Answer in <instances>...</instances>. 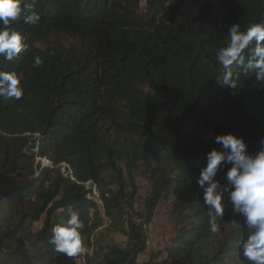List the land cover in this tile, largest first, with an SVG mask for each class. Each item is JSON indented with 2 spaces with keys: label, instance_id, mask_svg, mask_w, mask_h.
I'll list each match as a JSON object with an SVG mask.
<instances>
[{
  "label": "trees",
  "instance_id": "trees-1",
  "mask_svg": "<svg viewBox=\"0 0 264 264\" xmlns=\"http://www.w3.org/2000/svg\"><path fill=\"white\" fill-rule=\"evenodd\" d=\"M34 10L37 24L9 25L25 49L11 61L0 55V71L23 89L18 100L0 97V264H149L138 257L164 204L174 231L162 264H248L243 217L224 209L212 233L196 180L206 154L221 150L208 132L242 137L251 155L260 149L264 82L233 65L239 85L223 87L215 50L231 24L264 22V0H36ZM141 166L143 211L135 207ZM230 167L218 166V191H231ZM69 209L79 211L90 253L67 257L48 243Z\"/></svg>",
  "mask_w": 264,
  "mask_h": 264
},
{
  "label": "clouds",
  "instance_id": "clouds-1",
  "mask_svg": "<svg viewBox=\"0 0 264 264\" xmlns=\"http://www.w3.org/2000/svg\"><path fill=\"white\" fill-rule=\"evenodd\" d=\"M36 0H0V55L11 61L24 49L23 37L9 25L17 20L35 25L40 16L34 10ZM216 62L221 66L223 77L218 83L225 88L236 89L240 73H233L232 66L241 69L245 76L253 74L257 82H264V22L250 23L243 30L233 23L227 31L226 46L215 50ZM43 60L36 56L33 67H40ZM15 73L0 71V97L20 99L23 89L19 86ZM214 143L221 150L213 149L206 154L207 164L201 169L196 180L203 190V205L207 208L208 229L219 231L218 219L223 217V194L229 193L233 212L244 219L249 230L243 239L241 255L248 264H264V137L260 138V149L251 155L242 137L222 134L214 137ZM231 164L226 179L231 191L226 187L218 191L219 183L214 177L221 163ZM82 222L78 210L68 211V219L51 229L48 243L57 253L75 257L84 251L80 229Z\"/></svg>",
  "mask_w": 264,
  "mask_h": 264
},
{
  "label": "rangeland",
  "instance_id": "rangeland-1",
  "mask_svg": "<svg viewBox=\"0 0 264 264\" xmlns=\"http://www.w3.org/2000/svg\"><path fill=\"white\" fill-rule=\"evenodd\" d=\"M48 41H58L61 42V44L69 45L70 41L66 38H56L54 36H49ZM38 47H43L42 45H38ZM206 139H213L214 136L211 132H208L204 136ZM38 163H41L40 160H38ZM148 175L149 171L146 166H141L138 169V172L135 177V184L137 186V199L135 207L136 209L143 211V204L144 199L148 193L149 189V183H148ZM222 204L224 209H232L233 206L229 200V197L223 196ZM167 208L168 205H160L154 212L151 222L148 225V241H147V248L146 251L138 257L139 263H145L148 262L149 264H162V261L164 260L163 253L166 250V248L169 246L168 240L173 234L174 231V225L173 223L168 219L167 216ZM41 226V223L38 222L34 226V230L37 231ZM83 247V246H82ZM84 251L81 252L82 254L90 253L91 250L88 248L83 247ZM80 264H84V261L82 259L78 260Z\"/></svg>",
  "mask_w": 264,
  "mask_h": 264
},
{
  "label": "built area",
  "instance_id": "built-area-1",
  "mask_svg": "<svg viewBox=\"0 0 264 264\" xmlns=\"http://www.w3.org/2000/svg\"><path fill=\"white\" fill-rule=\"evenodd\" d=\"M38 160H40L41 166L48 165L51 167V164L47 159L43 158V159H38ZM57 167L61 171L62 174H66L67 171H70L69 166L65 163H60ZM84 186L88 190V198L92 199L93 201H96L97 203H100L99 191L96 185H94L92 182H87L84 184Z\"/></svg>",
  "mask_w": 264,
  "mask_h": 264
}]
</instances>
